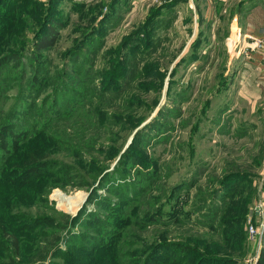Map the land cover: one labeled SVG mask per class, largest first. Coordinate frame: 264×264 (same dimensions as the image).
Masks as SVG:
<instances>
[{
    "label": "rangeland",
    "instance_id": "rangeland-1",
    "mask_svg": "<svg viewBox=\"0 0 264 264\" xmlns=\"http://www.w3.org/2000/svg\"><path fill=\"white\" fill-rule=\"evenodd\" d=\"M52 1L0 0V264L4 245L19 241L13 264H25L56 233L28 264H256L264 83L245 65L253 39L249 55L228 50L208 0ZM214 1L225 22L261 0ZM42 36L50 45L37 51Z\"/></svg>",
    "mask_w": 264,
    "mask_h": 264
},
{
    "label": "crops",
    "instance_id": "crops-1",
    "mask_svg": "<svg viewBox=\"0 0 264 264\" xmlns=\"http://www.w3.org/2000/svg\"><path fill=\"white\" fill-rule=\"evenodd\" d=\"M120 1L121 3L126 2V0ZM185 1L187 2V4L194 3V0ZM196 1L199 5H201V3H204V5H206V3L209 1L208 3H210V5L212 6V16L214 17L212 29L214 30L218 28L219 40H225V47H227L228 50L231 49V52L237 49L238 52H242L241 54L249 55V53L244 49L247 47L246 45H249L248 41L251 42L254 38H260L262 40V48L252 50V52L250 51L251 56L249 55V57L252 59L251 61L253 66L246 63L245 65L249 68L253 67L254 70L256 69L258 73L257 77H259L258 79H260V81L264 83V0H261L257 5H251L245 15L241 13L239 14L238 12L232 13L229 9V11H227L228 14L226 15L227 17L225 22L219 20L217 16L218 10H216L214 6L216 4L214 0ZM222 2L224 4H227L225 0H220L221 4ZM194 5L196 6L195 3ZM196 9H198L197 6ZM242 78L248 83L246 77Z\"/></svg>",
    "mask_w": 264,
    "mask_h": 264
},
{
    "label": "trees",
    "instance_id": "trees-1",
    "mask_svg": "<svg viewBox=\"0 0 264 264\" xmlns=\"http://www.w3.org/2000/svg\"><path fill=\"white\" fill-rule=\"evenodd\" d=\"M113 1L115 2V5H117L118 2L121 3L120 0H113ZM52 2L55 4V3L58 2V0H53ZM169 2H170L169 4H171L172 2H176V0H170ZM243 3H244V0L239 3V9H240V7H241V5ZM111 7H112V10L110 12V15L111 16H113V15L115 16V13H116L118 8L116 6L114 7L113 3L111 4ZM49 27H50V25L47 27V31H49ZM49 32L51 33L50 35H53L51 30ZM49 45H50V36H48V38H47V36H42V38L35 44V48H36L37 51H40L41 49H43V48H45V47H47ZM8 59H9V62L18 61L19 60V55L12 54ZM39 73L40 72H38L36 68H33V72L31 73V76H30L28 82L29 83L30 82L37 83V81H38L37 77L39 76ZM3 136H4V131H3V129L0 128V147L1 148L3 147V143H2V137ZM38 150L39 149H35L34 150V154L39 152ZM44 151L46 152V148H45ZM37 167L36 168L35 167H29V168H27V171H29L30 173H33V172L36 171ZM66 219L70 221L73 218L67 216ZM58 239H59V234L56 233V234H53L49 239H47L45 241L44 245H37V244L34 245L32 247V251H33L32 254L33 255L30 256L29 254L26 253V256L21 257L22 260L24 261L25 264L33 263V262H35L37 260L38 261L44 260V258L46 257V254L50 253L51 251H53L57 247L56 243H57ZM52 243H55V245H53V247L50 248ZM178 246H179L178 250L180 251V253H184L188 249V246H186L184 244H181V243H179ZM10 247H11L13 252H11V253L8 252V254L6 255V258H8V262H9L8 264H13V263H15V258H14L13 253L14 254H18V255L20 254V252H21V244H20L19 241H15V242L12 241L8 245H4V248L7 249V250H9ZM1 264H3V263H1ZM256 264H264V255H262L259 258V260L257 261Z\"/></svg>",
    "mask_w": 264,
    "mask_h": 264
},
{
    "label": "built area",
    "instance_id": "built-area-1",
    "mask_svg": "<svg viewBox=\"0 0 264 264\" xmlns=\"http://www.w3.org/2000/svg\"><path fill=\"white\" fill-rule=\"evenodd\" d=\"M262 45H263V42L260 38H254L250 47L254 49H260L262 48ZM249 232H250V235L253 237L254 234L256 233V230L253 226H250Z\"/></svg>",
    "mask_w": 264,
    "mask_h": 264
}]
</instances>
